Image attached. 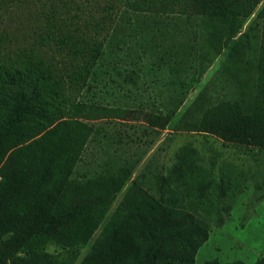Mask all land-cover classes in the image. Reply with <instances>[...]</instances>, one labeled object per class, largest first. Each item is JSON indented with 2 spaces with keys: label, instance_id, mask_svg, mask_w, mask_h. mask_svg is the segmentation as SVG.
I'll list each match as a JSON object with an SVG mask.
<instances>
[{
  "label": "rangeland",
  "instance_id": "374dc122",
  "mask_svg": "<svg viewBox=\"0 0 264 264\" xmlns=\"http://www.w3.org/2000/svg\"><path fill=\"white\" fill-rule=\"evenodd\" d=\"M74 1L97 5L106 0ZM263 2L242 27L252 34L255 47L262 35L253 20ZM170 8L163 13L121 9L116 36L123 41L112 49L102 46L107 70L101 81L92 88L66 89L71 100L98 107L86 120L102 129L91 136L71 177L82 182L124 159L138 162L86 244L44 246L55 264H80L102 228L119 215L120 203L132 195H149L167 208L191 213L200 222L206 234L191 264L211 260L222 264L261 260L264 264V148L225 142L194 124L202 101L208 105L252 96L256 73L249 60L255 54L238 53L235 60L226 47L218 53L209 36L216 23L191 1L177 0ZM78 10L72 3L64 7L60 0H0V65L40 55L61 68L66 79L70 77L82 57L72 59L54 40L41 36L50 27L46 14L54 15L51 28L59 36L79 25L73 15ZM173 53L179 58L181 87L169 82L173 73L166 61L174 62ZM161 55L167 59L156 67ZM178 95L183 101L164 128L145 121L147 112L171 113V101Z\"/></svg>",
  "mask_w": 264,
  "mask_h": 264
},
{
  "label": "trees",
  "instance_id": "16d2710c",
  "mask_svg": "<svg viewBox=\"0 0 264 264\" xmlns=\"http://www.w3.org/2000/svg\"><path fill=\"white\" fill-rule=\"evenodd\" d=\"M63 1L64 7L72 3L79 9L73 14L79 25L56 36L54 15L46 14L50 27L41 38L54 40L72 59L82 57L71 76L66 79L61 68L40 55L0 65V264H55L53 255L44 250L46 244L75 248L92 237L138 159H124L120 165L106 168L104 174L76 182L71 176L82 153L91 136L102 129L86 120L98 107L71 100L66 89L92 88L101 81L107 70L102 46L112 49L123 41L116 36L121 9L163 13L177 3L119 0L117 5L115 0H106L93 5L89 1ZM182 1H191L207 20L216 23L209 36L218 53L226 47L235 60L238 53L255 54L249 60L256 73L252 96L208 105L202 101L194 118L196 128L225 142L264 148V2L253 20L260 25V45L255 47L252 34L242 31L245 19L263 0ZM171 56L174 62L161 55L156 67L167 59L173 73L169 82L181 87L179 58L176 53ZM182 101L176 96L171 113L165 115L144 113L145 121L164 128ZM118 211L80 264H191L206 234L191 213L167 208L149 195L126 197ZM206 264L222 263L211 260ZM254 264L262 263L258 260Z\"/></svg>",
  "mask_w": 264,
  "mask_h": 264
}]
</instances>
